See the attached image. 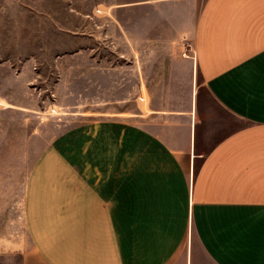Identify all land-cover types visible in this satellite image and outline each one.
Returning <instances> with one entry per match:
<instances>
[{
	"label": "crops",
	"instance_id": "0c3cea01",
	"mask_svg": "<svg viewBox=\"0 0 264 264\" xmlns=\"http://www.w3.org/2000/svg\"><path fill=\"white\" fill-rule=\"evenodd\" d=\"M95 7L127 60L96 47L93 66L159 71L160 90L81 113L78 159L30 178L8 264H264V0Z\"/></svg>",
	"mask_w": 264,
	"mask_h": 264
},
{
	"label": "rangeland",
	"instance_id": "374dc122",
	"mask_svg": "<svg viewBox=\"0 0 264 264\" xmlns=\"http://www.w3.org/2000/svg\"><path fill=\"white\" fill-rule=\"evenodd\" d=\"M100 1L0 0V264L29 247L31 176L46 182L64 173V154L78 159V129L93 125L81 113L99 110L97 99L144 108L160 90L159 71L147 84L142 66H93L96 47L106 58L127 60L111 51L125 44L104 33L111 19L95 7Z\"/></svg>",
	"mask_w": 264,
	"mask_h": 264
},
{
	"label": "built area",
	"instance_id": "2783aa9c",
	"mask_svg": "<svg viewBox=\"0 0 264 264\" xmlns=\"http://www.w3.org/2000/svg\"><path fill=\"white\" fill-rule=\"evenodd\" d=\"M188 49H190V48H188Z\"/></svg>",
	"mask_w": 264,
	"mask_h": 264
}]
</instances>
